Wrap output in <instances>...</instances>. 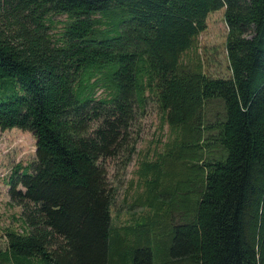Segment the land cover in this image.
<instances>
[{
    "label": "trees",
    "instance_id": "obj_1",
    "mask_svg": "<svg viewBox=\"0 0 264 264\" xmlns=\"http://www.w3.org/2000/svg\"><path fill=\"white\" fill-rule=\"evenodd\" d=\"M223 9L228 78L181 55ZM149 101L168 129L137 165L146 211L113 226L105 160ZM34 140L0 264H264V0H0V130ZM20 187L21 189H18Z\"/></svg>",
    "mask_w": 264,
    "mask_h": 264
},
{
    "label": "rangeland",
    "instance_id": "obj_2",
    "mask_svg": "<svg viewBox=\"0 0 264 264\" xmlns=\"http://www.w3.org/2000/svg\"><path fill=\"white\" fill-rule=\"evenodd\" d=\"M226 26L223 9L209 13L205 19V29L198 34L193 47L181 55L183 65L198 63L202 72L209 78H228L225 56ZM133 138V153L126 160L124 153L105 160L103 168L108 184L114 194L110 210L113 226L129 224L130 219L145 214V209L135 202L137 165L142 160L151 161L161 152L168 138V129L162 121L155 105L149 101L144 115L129 127ZM34 159V140L27 132L17 129L0 130V250L5 248V231L23 230L20 208L12 203L7 195L9 176L16 166L28 167ZM21 189L20 187H17Z\"/></svg>",
    "mask_w": 264,
    "mask_h": 264
}]
</instances>
